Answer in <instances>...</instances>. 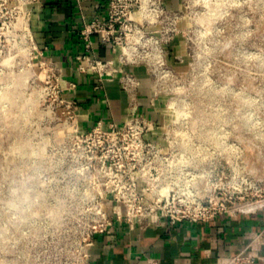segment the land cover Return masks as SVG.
I'll return each mask as SVG.
<instances>
[{"label":"built area","instance_id":"1","mask_svg":"<svg viewBox=\"0 0 264 264\" xmlns=\"http://www.w3.org/2000/svg\"><path fill=\"white\" fill-rule=\"evenodd\" d=\"M43 5L44 0H0V89L7 85L4 76H22L45 122L51 123L53 108H59L60 119L71 127L60 154L63 201L76 203L74 214L87 220L78 264H93L95 237L116 224L208 223L261 209L258 184L251 182L246 193L228 178L229 162L214 160L228 153L229 145L217 148L207 132L187 130L179 125L183 120L160 114L152 94L141 101L146 77L151 82L161 74L171 55L168 44L179 33L178 6L168 0H105L93 5L91 17L81 15L75 70L92 78L94 90L117 82L126 98L120 121L100 118L82 128L79 102L71 95L78 83L65 76L36 36L34 16ZM96 44L109 54L99 55ZM252 259L248 255L247 263ZM241 260L240 252L215 264Z\"/></svg>","mask_w":264,"mask_h":264},{"label":"rangeland","instance_id":"2","mask_svg":"<svg viewBox=\"0 0 264 264\" xmlns=\"http://www.w3.org/2000/svg\"><path fill=\"white\" fill-rule=\"evenodd\" d=\"M173 1L179 33L167 44L178 58L168 55L163 72L146 77L140 97L152 94L160 114L229 145L214 160L229 162L228 178L246 193L258 184L264 211V0ZM16 77L4 76L0 89V264H78L87 220L63 201L60 154L71 127L59 108L46 123ZM115 98L118 119L126 106Z\"/></svg>","mask_w":264,"mask_h":264},{"label":"crops","instance_id":"3","mask_svg":"<svg viewBox=\"0 0 264 264\" xmlns=\"http://www.w3.org/2000/svg\"><path fill=\"white\" fill-rule=\"evenodd\" d=\"M105 0H44L36 11L34 28L39 42L63 67L66 77L76 80L74 94L80 107L82 128L96 120L120 121L111 113L115 97L122 105L125 95L117 82L94 90L93 80L75 70L74 56L81 49L78 29L81 15L92 16L93 5ZM174 4V1H173ZM96 51L107 56L109 51L96 44ZM144 103L146 99H141ZM241 264H264V211L222 216L208 223L141 226L129 228L116 224L108 234L95 237L91 248L93 264H215L221 256L240 253ZM248 255L253 256L247 263Z\"/></svg>","mask_w":264,"mask_h":264}]
</instances>
